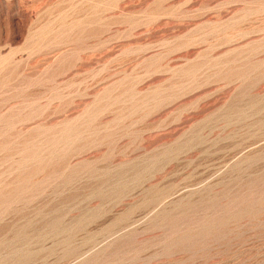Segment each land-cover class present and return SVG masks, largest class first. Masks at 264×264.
Segmentation results:
<instances>
[{
  "label": "rangeland",
  "instance_id": "obj_1",
  "mask_svg": "<svg viewBox=\"0 0 264 264\" xmlns=\"http://www.w3.org/2000/svg\"><path fill=\"white\" fill-rule=\"evenodd\" d=\"M0 264H264V0H0Z\"/></svg>",
  "mask_w": 264,
  "mask_h": 264
},
{
  "label": "bare ground",
  "instance_id": "obj_2",
  "mask_svg": "<svg viewBox=\"0 0 264 264\" xmlns=\"http://www.w3.org/2000/svg\"><path fill=\"white\" fill-rule=\"evenodd\" d=\"M74 119V118H73Z\"/></svg>",
  "mask_w": 264,
  "mask_h": 264
}]
</instances>
